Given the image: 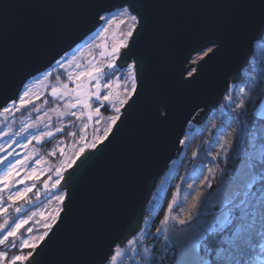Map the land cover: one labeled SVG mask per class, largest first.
Segmentation results:
<instances>
[{"label":"water","instance_id":"obj_1","mask_svg":"<svg viewBox=\"0 0 264 264\" xmlns=\"http://www.w3.org/2000/svg\"><path fill=\"white\" fill-rule=\"evenodd\" d=\"M97 2L0 0V104L26 77L53 66L57 53L98 30ZM142 2L144 19L129 40L130 52L121 49L116 62L120 70L135 64L138 95L122 109L110 141L86 148L88 158L64 171L57 189L66 192L61 215L26 264H99L116 246L124 248L138 233L158 181L180 156L187 125L203 123L219 107L262 42L252 38L264 30V0ZM112 3L111 13L123 0ZM212 40L218 50L186 79L181 72L195 66L199 54L192 50L215 47Z\"/></svg>","mask_w":264,"mask_h":264},{"label":"snow or ice","instance_id":"obj_2","mask_svg":"<svg viewBox=\"0 0 264 264\" xmlns=\"http://www.w3.org/2000/svg\"><path fill=\"white\" fill-rule=\"evenodd\" d=\"M113 6L112 0H98L95 5L96 11L93 19L101 29L100 35L107 32L106 25L111 23V17L117 14L110 12ZM143 8L142 0H123V3L119 6L118 14L125 19L121 20L120 23L123 25L130 21V24L123 39L112 46L110 51L104 42L97 45V48L103 50L100 55L107 61L105 65L101 67L92 66L85 71L78 70L74 74L68 72L67 82L63 83L62 87L49 85L53 98L58 97L61 100L74 98V103L65 104L68 114L79 119L80 117L77 116L75 109L82 106L83 109L87 110L86 114L89 120H92L95 116L96 125L101 123L99 119L101 108L96 107L93 112L90 102L100 106L113 105L115 115L107 117L106 127L97 129L102 134L96 135L92 142L87 145L89 150H98L105 142L110 141L117 122L122 119V109L125 106L130 107V102H134L135 96L138 95L136 74L131 71L134 68L132 63L127 65L130 70L131 88L125 89L122 99L113 95L110 90L111 84L102 83L101 77L117 67L116 62L121 56V49H129L130 52L129 40L134 37L142 24L144 19ZM252 40H264V30L254 36ZM252 40L249 41L250 48ZM210 43L215 47L208 48L206 52L201 47L192 50L193 52L202 53V55L196 56L192 60V65L195 66L190 65L189 68H185L181 72V75H184V72L187 73L186 79H194L205 58L218 50L219 45L216 44L215 40L210 41ZM79 51L80 49H70L63 51L62 54L57 53L59 58H53L55 68L64 69L65 64L69 67L77 64V53ZM124 55L126 56L128 53H124ZM191 55L192 53H189V57ZM189 57H185V60L187 61ZM77 67L79 68L78 64ZM37 72L39 73V70ZM50 75H52V70L45 71L36 78H47ZM57 79L59 80V77ZM249 80L251 86L246 85L247 91L245 88L240 89V101L235 104V110L239 118L237 122L241 123L246 130L238 138L239 151L237 156L241 163L237 175L232 181L225 183L222 192L218 191L216 193L217 199L212 205L213 211L211 213H201L197 204H193L189 215L178 220L181 227L179 231L173 234L169 242V247L166 249L169 254L165 258V264H264V184L257 189L255 179L259 175L261 181H264V107L259 109L255 107L257 101L264 98V77L250 76ZM26 81L27 77L21 81L16 92L7 97L3 104H0L4 113L19 111L20 108L33 103L32 100L28 99L29 86ZM71 84L75 86L70 87ZM101 88L106 91V94L101 92ZM44 95H47V93ZM39 98V96L35 97V99ZM54 111L57 112L59 117L66 115L65 111H59L58 109ZM166 113L167 110L165 109V115L161 116V119L167 118ZM84 115L85 112L82 110L80 116ZM37 121H40L39 117ZM34 126V124H26L15 135L20 136L22 132ZM86 128L87 124L80 130L81 140L84 139L83 133ZM10 131V128L8 132L0 131V137L8 136ZM55 131L59 132L61 129L57 128ZM52 135L53 132L48 131L42 132L40 135H34L31 139L25 138L28 139V143L24 144L23 147L27 148L32 140L41 141ZM179 142L184 144L185 140L181 139ZM227 143L232 142L228 141ZM224 150L227 151V149ZM3 151L4 148L0 146V152ZM193 155L195 156L196 153L194 152ZM15 156L14 151L9 152L7 156L0 155V216L4 217L0 222V246H8V242L11 240L10 246L13 250L16 249V244L19 243V252L9 257L7 250L0 251V264H26L34 254H38V246L46 242L47 238H50V232L53 231L54 225L62 212V208L58 207L54 214H50L48 218L51 223L45 222L43 224L45 231L38 236H31L33 232L31 227L26 230L28 235L21 231L33 217L21 218L18 215L22 214L23 206L15 207L14 213L11 214L9 209L17 200H25L28 193L32 192L36 186L33 183L31 187L17 190L15 185H23L25 181L38 180L40 174L37 173L35 167L28 163L31 156L13 160L12 158ZM75 156L77 160L73 161V164L76 166H79L78 161L88 158L84 147H81L75 153ZM35 163L39 165L41 160L37 159ZM26 168L31 169V172L26 171ZM21 172L25 173L23 178H20ZM62 172V168L56 169V173L61 179H63ZM61 179H57L51 187L57 188L61 183ZM44 184L47 186L48 181L45 180ZM5 193L7 194V203L4 202ZM36 195L39 197V191L36 192ZM55 200L62 205L66 200V195L60 194L55 197ZM26 203H30V201H26ZM169 207L171 208L172 205L170 204ZM9 215L13 217L11 221ZM41 216L43 217L44 213H41ZM166 220L167 217L161 221V224H164ZM127 243L132 245L134 241L129 240ZM24 249H30L26 255L23 254ZM143 252L144 264H153L149 249L144 248ZM122 254L116 252L110 257L105 255L101 258L99 264H114L117 256Z\"/></svg>","mask_w":264,"mask_h":264},{"label":"rangeland","instance_id":"obj_3","mask_svg":"<svg viewBox=\"0 0 264 264\" xmlns=\"http://www.w3.org/2000/svg\"><path fill=\"white\" fill-rule=\"evenodd\" d=\"M114 13L117 14L113 15L111 17V23L106 25L108 29L107 32L100 35L101 29L98 28V30H95L94 33L81 41V43L73 49H80L77 53V64L79 65V68L77 67V64H73L71 67L65 64L64 69L55 68V65L51 66L45 71L52 70V75L47 78L37 79L36 77L41 74L39 73L27 82L29 86L28 99L32 100L33 103L24 108H20L19 111H9L8 113H4L3 110L0 111V131L8 132L9 128L11 129L8 136L0 137V146L4 148V151L0 152V155L7 156L10 149H12L16 153L15 159H23L25 156H31V160H29L28 163L35 167L37 173L40 174L38 180L25 181L23 185H15V188L20 190L24 187H31L34 183L36 187L33 188L32 192L28 193V196L25 199L30 197H37L39 199L37 205L29 208L23 207L22 214H18L21 218H27L29 216L33 217L28 225L21 230L25 235H28L26 231L28 227L33 228L31 236L42 234L45 231L43 224L45 222L51 223V220L48 218L49 215L54 214L58 207L62 208V205L55 200V197L60 194L66 195V192L64 190L58 191V186L57 188L51 187L52 183L57 179H61V177L57 175L56 169L62 168L63 176L64 171L67 170L76 159L75 153L78 152L81 147L86 149L87 145L92 142L96 135L102 134V132L97 131V129H103L106 127L107 117L115 115L113 105L108 104L106 106H100L99 104L90 102L93 112L96 107L101 108L99 114L101 123L99 125L95 124V116L92 120H89L86 114L87 110L83 109L82 106L75 109L77 116L80 117L77 119V117L68 114L65 109V104L75 102L74 98L64 100H61L58 97L53 98L51 96V87H49V85L62 87L63 83L67 82L68 72L74 74L78 70L85 71L89 67H101L107 63L104 57L100 55V52L103 50L97 48V45L104 42L107 44L108 50L110 51L112 46L123 39L130 24L129 21L128 23L121 25V20H124L125 18L121 17L118 14V11ZM204 51L206 52L207 49ZM199 55H202V53H199L196 56ZM196 56H194L193 59ZM251 61V67L245 74L249 81V87L251 86V81L249 80L250 76H255L257 78L264 77V40L260 43H256L254 58ZM132 72L135 71L133 70ZM111 73V76L103 75L101 77L102 83H110V90L113 92V95L122 99L125 89L131 88V80L129 79L130 70L125 68L124 70L119 71L116 67L114 70H111ZM57 77H59V80ZM74 86V84L70 85V87ZM241 88H245L247 91V87L243 86H237L233 91L230 90V93H232L229 95L231 99H228V102L234 103V107H232L234 109L235 104L240 101ZM101 92L106 94V91L103 88H101ZM45 93H47V95H44ZM37 96L40 98L35 99ZM104 107L108 109V114H103L102 109ZM223 107L224 106H221L215 109V112L210 114L209 119L206 118V123H204V121L199 124V129L195 133L194 138L197 135H202L204 137L203 141L205 145H203L201 149L196 150L197 153L195 156L193 155L191 164L182 163L175 172L171 173L172 178L169 183L166 177L158 181L155 188V194L151 197L153 207L151 205L147 206V215L151 210L155 211L158 206L156 210L157 212L159 206L163 205L165 202V196L163 195L165 192V186L170 187V185H173L171 194L172 198L166 205L167 208L162 219L165 220L167 217V220L164 224H161L160 222V226L158 227L163 233L162 237H164L168 243L173 234L180 230L181 226L178 224V220L184 219L189 215L193 204H197L201 213H211L213 211L212 205L217 199L216 193L218 191L222 192L225 183L232 181L237 175L240 160L237 163H234L237 165V168L232 171L226 167H223L218 171L219 168H217V163L215 162L217 159H227L225 155L232 147L234 136L237 134L239 138V135L246 131L242 124L237 122L239 119L238 115H225ZM255 107L257 109L264 107V98L259 99ZM55 109L65 111L66 115L64 117H59L57 112L54 111ZM82 110L85 112L84 116H80ZM38 117L40 118L39 122L37 121ZM219 118L221 119L220 121ZM26 124H34L35 126L22 132L20 136H16L15 133L20 132V129ZM85 124H87V128L83 133L84 139L81 140L80 130ZM57 128L61 129V131L56 132L55 129ZM48 131L53 132L51 137H45V139L41 141L32 140L27 148L23 147L24 144L28 143V139H31L32 136L40 135L42 132ZM194 138L192 140H194ZM228 141H231L232 143H227ZM217 148H220L219 152L216 151ZM224 149H227V151ZM235 150V158H238V139ZM37 159L41 160L39 165H36L35 163ZM205 161L209 163H205ZM26 171L30 173L31 169L26 168ZM24 174V172H21L20 178H23ZM45 180L48 181L47 186L44 184ZM212 187H214L213 190ZM41 189H45V193L42 194V199L40 196L38 197L36 195V192ZM23 201L25 200H17L9 209V213H14L15 207L21 206L22 203L24 204ZM4 202L7 203L6 193ZM170 204L172 205L171 208L169 207ZM25 206H28V204L25 203ZM41 213H44L43 217L41 216ZM12 218V215H9L10 221ZM3 219L4 217L0 216V222H2ZM209 219H211V217H209ZM146 222H148V218H146ZM11 243L10 240L8 246H0V251L7 250L9 257L18 254L19 252V243L16 244L15 250L11 248ZM128 246V243H126L124 248L116 246L113 253L115 252L114 254H116V252H120L124 254L126 252L125 249H127ZM29 250L30 249H24L23 254L26 255ZM122 255L117 256L114 264H117Z\"/></svg>","mask_w":264,"mask_h":264},{"label":"built area","instance_id":"obj_4","mask_svg":"<svg viewBox=\"0 0 264 264\" xmlns=\"http://www.w3.org/2000/svg\"><path fill=\"white\" fill-rule=\"evenodd\" d=\"M111 74H112L111 71H109L108 74L104 76H111ZM229 97H230L229 95L225 96L224 100L221 102L219 107L224 106L225 103L228 101ZM229 107H231V103H229ZM212 112H215V110H211V112L207 116V119H209V116ZM207 119H205L204 123L207 122ZM220 120L221 119L219 118V121ZM199 126H200L199 124H194V123H189L187 125L185 134L182 138L183 140H185V143L180 144V146L183 147L182 152L180 156L178 157V159L175 158L170 163L168 171L166 172V175H165L168 183L172 178L171 173L175 172L176 169L179 166H181L182 163L191 164L194 152H189L191 151L190 144H191L192 139L194 138L195 133L199 129ZM216 151L219 152V150H216ZM156 214H157L156 211L151 210L150 213L147 215V210H146L145 216L146 218H148V222L145 221L143 225H141L138 233L133 238H130V240H133L134 243L132 245H129L127 249H125L126 252L120 257V260L117 262V264H144V260H143V256H144L143 249L144 248L149 249V253H150L153 264H165V258L169 254L166 252V249H168L169 244L163 240L162 233L160 231H157L158 229L156 228H155L156 230L153 229L154 227L153 223H154Z\"/></svg>","mask_w":264,"mask_h":264},{"label":"trees","instance_id":"obj_5","mask_svg":"<svg viewBox=\"0 0 264 264\" xmlns=\"http://www.w3.org/2000/svg\"><path fill=\"white\" fill-rule=\"evenodd\" d=\"M253 58H254V56H253ZM250 67H251V65L249 64V67L246 70L243 71V75H242L243 78H242V81L239 84L230 86V90L231 91H233L237 86L246 87V85H249V81H248V79H247L245 74L250 69ZM232 107H234V103L233 102H231V107H229V102L228 101L225 103V105L223 107V111H224L225 115H231V114H235L236 115L237 114L236 110L234 108H232ZM107 110L108 109L104 107L102 109L103 114H108L109 112ZM201 136L202 135H197L194 138V140L191 141V151L195 150L194 152L197 153L196 150H198L203 145H205L204 141H203L204 137L203 136L201 137ZM237 139H238V135L236 134L234 136V138H233L232 147L230 148L228 153L225 155L227 157V159L224 158V159H221V160L218 159V160L215 161L217 163V168H219L218 171H220V169H222L223 167L224 168L226 167L227 169H230V171L235 170L237 168V165L234 164V163H237L240 160L239 158H235V154H236V150L235 149H236V146H237ZM206 162L207 161H205V163ZM207 163H209V162H207ZM255 179H256V188L258 189V188H260L262 186V184H264V181H261V178H260L259 175H257L255 177ZM172 189H173V185H170V187L168 186L167 191L165 193V202H164L163 205L160 206V208L158 210V214L155 216V220H154V223H153L154 228H158L160 226V222L163 219L165 211H166V208H167L166 205L168 204L169 200L172 198V195H171L172 194ZM213 189H214V187H212V190ZM44 190L45 189H43V190L41 189L39 191V193H40L39 196L41 197V199H42V194L45 193ZM26 201H30V203H27L28 206H25ZM23 202H24V204L22 203L21 206L29 208L31 206L37 205V203L39 202V199L37 197H35V198L34 197L33 198L30 197L28 199H25V201H23Z\"/></svg>","mask_w":264,"mask_h":264},{"label":"bare ground","instance_id":"obj_6","mask_svg":"<svg viewBox=\"0 0 264 264\" xmlns=\"http://www.w3.org/2000/svg\"><path fill=\"white\" fill-rule=\"evenodd\" d=\"M118 10V9H117ZM134 64V63H133ZM135 65V64H134ZM126 68H128V67H126ZM125 69V68H124ZM124 69H121V70H124ZM117 70H119V71H121L120 69H118L117 68ZM3 110V109H2ZM183 138V137H182ZM181 138V139H182ZM220 148H217V150H219ZM14 150H12V149H10V152H13ZM16 158V156L15 157H13L12 159H15ZM170 165V164H169ZM168 168H169V166H168ZM168 171V169L166 170V172ZM166 172H165V174H164V176L160 179V180H162L164 177H165V175H166ZM159 180V181H160ZM167 188H168V186H165V192H164V196H165V193H166V191H167ZM155 194V190L151 193V197L153 196ZM151 197H150V200H149V202L147 203V205L145 206V214H146V210H147V206L149 205V203H150V205L151 206H153V203H152V200H151ZM157 208H158V206L156 207V210H157ZM159 208H160V206H159ZM155 210V211H156ZM145 214H144V217H143V220H142V225H143V223L146 221V216H145ZM157 214H158V211H157ZM156 214V215H157ZM155 220V219H154ZM153 229H155L154 227H153ZM156 229H159V231H160V228H156ZM155 229V230H156ZM161 233H162V231H160ZM162 236H163V233H162ZM163 240L165 241V242H167L166 240H165V238L163 237ZM168 243V242H167ZM169 244V243H168Z\"/></svg>","mask_w":264,"mask_h":264}]
</instances>
